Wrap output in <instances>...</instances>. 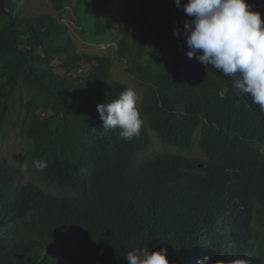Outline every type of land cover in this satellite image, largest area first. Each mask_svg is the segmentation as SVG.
I'll use <instances>...</instances> for the list:
<instances>
[{"label":"trees","instance_id":"trees-1","mask_svg":"<svg viewBox=\"0 0 264 264\" xmlns=\"http://www.w3.org/2000/svg\"><path fill=\"white\" fill-rule=\"evenodd\" d=\"M49 1L51 11L26 14L19 0H0V135L11 128L29 140L42 184L0 159V264H128L126 253L143 246L167 249L170 264L205 255L264 264V111L230 77L188 58L183 8L124 0L116 56L141 90L142 119L125 141L102 127L96 106L129 87L108 55L90 53L69 84L66 73L80 67L57 15L71 0ZM76 1L102 34L116 0ZM247 3L264 21V0ZM151 134L178 152L136 163Z\"/></svg>","mask_w":264,"mask_h":264},{"label":"clouds","instance_id":"clouds-1","mask_svg":"<svg viewBox=\"0 0 264 264\" xmlns=\"http://www.w3.org/2000/svg\"><path fill=\"white\" fill-rule=\"evenodd\" d=\"M182 7L186 16L183 36L187 56L195 57L205 66L230 77L242 95L264 111V21L247 0H185ZM179 29L173 35L179 36ZM138 95L126 88L112 101L97 104L104 129H119V137L131 141L137 137L142 119L137 107ZM45 161H34L43 170ZM128 264H170L167 249L149 250L138 247L126 253ZM197 264H217L205 255Z\"/></svg>","mask_w":264,"mask_h":264},{"label":"rangeland","instance_id":"rangeland-1","mask_svg":"<svg viewBox=\"0 0 264 264\" xmlns=\"http://www.w3.org/2000/svg\"><path fill=\"white\" fill-rule=\"evenodd\" d=\"M19 1L23 12L26 14L51 11L49 0ZM57 17L65 25V32L74 44L73 50L77 52L75 62L80 67L77 71L66 73L69 84L77 83L78 72H83L88 68L80 55L83 53L108 55L113 63L112 76L117 80L123 81L129 88L134 89L138 99L140 98L141 90L136 88L135 81L126 73L125 61L118 59L116 56V40L122 35L124 27L129 23V13L125 7L124 0H116L109 19L104 22V32L100 35L96 34L93 17L84 13L83 2L71 0ZM59 63L58 60H55V71L59 75H63L65 72ZM40 112L42 113L43 111ZM29 148V140L22 137L16 129L9 128L5 134L0 135V159L18 167L23 173V180L42 185L31 166L27 153ZM166 152H178V150L162 145L159 139L151 134L148 149L137 155L136 163ZM185 154L196 156L198 152L194 149Z\"/></svg>","mask_w":264,"mask_h":264},{"label":"water","instance_id":"water-1","mask_svg":"<svg viewBox=\"0 0 264 264\" xmlns=\"http://www.w3.org/2000/svg\"><path fill=\"white\" fill-rule=\"evenodd\" d=\"M202 166V165H201Z\"/></svg>","mask_w":264,"mask_h":264}]
</instances>
